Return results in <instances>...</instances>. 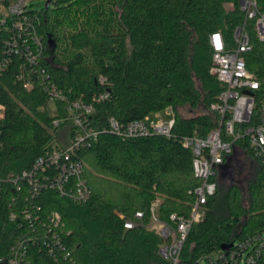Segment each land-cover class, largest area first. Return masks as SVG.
I'll return each instance as SVG.
<instances>
[{"label": "trees", "instance_id": "16d2710c", "mask_svg": "<svg viewBox=\"0 0 264 264\" xmlns=\"http://www.w3.org/2000/svg\"><path fill=\"white\" fill-rule=\"evenodd\" d=\"M39 13L46 58L35 68L17 59L0 78V178L32 168L37 158L59 146L68 125H54L68 115L63 103H55L56 115L49 113V96L41 86L45 72L68 101L93 107L90 125L99 138L77 153L93 195L79 204L46 192L26 203V192L18 194L17 202L8 193L0 206V259L11 258L28 227L23 215L27 205L40 217L41 227L52 213H60L58 233L74 257L56 261L41 243L30 250L31 264H169L159 255L164 240L148 227L150 209L158 202V219L169 223L172 215L188 217L196 202L193 192L201 181L194 174L193 152L183 141L196 130L205 137L218 127L210 108L224 87L210 74V36L221 32L232 37L244 20L239 0H51ZM252 41L247 67L264 85V41L255 35ZM2 48L0 40V54ZM21 67L31 74L30 89L18 77ZM105 92L109 97L98 101ZM200 106L205 115L179 113ZM168 108L175 112L170 137L124 140L107 128L111 117L127 125ZM212 181L217 192L192 227L179 264H198L201 256L234 239L264 231V165L245 145H237ZM13 212L23 225L11 220ZM138 212L144 213L143 225L126 229V220Z\"/></svg>", "mask_w": 264, "mask_h": 264}, {"label": "built area", "instance_id": "2783aa9c", "mask_svg": "<svg viewBox=\"0 0 264 264\" xmlns=\"http://www.w3.org/2000/svg\"><path fill=\"white\" fill-rule=\"evenodd\" d=\"M261 3V0H239L244 20L234 29L232 37L226 38L221 32L210 36L213 49L210 74L224 90L210 108L211 113L218 116V127L205 137L196 130L194 135L183 141L184 146L193 152L194 174L201 181V185L193 192L196 202L188 217L172 215L169 223L158 219V202L150 209L152 222L148 227L164 240L159 255L169 264L180 263L192 227L201 221L208 198L217 192L218 184L212 179L225 159L234 153L237 145H245L255 161L264 165V85L249 71L245 58L253 48V32L259 41H264V6ZM34 4L35 0H0V40L3 45L0 78L17 59L35 68L46 58L48 48L39 33L40 13ZM44 73L41 86L48 94L49 102L63 103L68 115L63 120H56L54 125L60 127L64 122L68 125L60 137L59 146L37 158L32 168L0 178V206L8 193L17 202L18 194L26 192V203L30 201L29 197L35 199L46 192H55L79 204L87 203L93 195L86 180V165L77 158L80 150L91 147L99 138V132L90 125L93 107L81 101H68L62 91L46 80ZM18 77L25 80L28 89L33 86L31 74L26 75L22 67ZM100 81L104 84L105 79L101 78ZM108 97L109 92H105L97 100L104 101ZM0 111L1 119L4 116L1 105ZM174 123L175 117L169 122H156L146 117L123 125L111 117L107 121V128L124 140L150 134L170 137ZM23 215L28 227L17 238L11 258L0 259L1 263L31 264L30 250L41 243L49 247L48 254L54 260L59 261L63 256L65 260L73 261V251L63 243L58 233L62 224L60 213H52L48 217V224L43 227L37 225L40 217L33 216L27 205ZM120 217L125 219L123 215ZM143 219L144 213L138 212L134 219L126 220L124 226L128 230L134 229L143 225ZM11 220L23 225L15 212L11 214ZM51 244L55 249L50 247ZM205 263L264 264V231L236 239L229 251L220 249L201 256L198 264Z\"/></svg>", "mask_w": 264, "mask_h": 264}, {"label": "rangeland", "instance_id": "374dc122", "mask_svg": "<svg viewBox=\"0 0 264 264\" xmlns=\"http://www.w3.org/2000/svg\"><path fill=\"white\" fill-rule=\"evenodd\" d=\"M47 0H35V9L37 11H42L45 8ZM53 6V5H52ZM230 9H233L232 6H229ZM253 35H255V33L253 32ZM197 87L201 88V83H197ZM48 111L49 113L54 116L57 113V109H56V105L54 102H49V106H48ZM179 113L184 116V117H190V116H194V115H205L207 113L206 108L203 106H200L198 109L193 110L190 107H184L181 108L179 110ZM175 117V112L173 110H164L162 112L159 113H153L149 116V119L153 120V121H163V122H169L170 120H172ZM221 201L219 203V207L217 206V210H220L218 212H221L222 208H221ZM207 264V263H205Z\"/></svg>", "mask_w": 264, "mask_h": 264}, {"label": "water", "instance_id": "95a60500", "mask_svg": "<svg viewBox=\"0 0 264 264\" xmlns=\"http://www.w3.org/2000/svg\"><path fill=\"white\" fill-rule=\"evenodd\" d=\"M50 5H51V0H47L45 7H46V8H49ZM49 46H50L52 49L54 48V41H53L51 38L49 39ZM235 240H236V239H234V240H233L231 243H229V244H225V245H223V246L221 247V249H222L223 251H229V250L233 247V244H234Z\"/></svg>", "mask_w": 264, "mask_h": 264}, {"label": "crops", "instance_id": "0c3cea01", "mask_svg": "<svg viewBox=\"0 0 264 264\" xmlns=\"http://www.w3.org/2000/svg\"><path fill=\"white\" fill-rule=\"evenodd\" d=\"M0 113H1V111H0Z\"/></svg>", "mask_w": 264, "mask_h": 264}]
</instances>
